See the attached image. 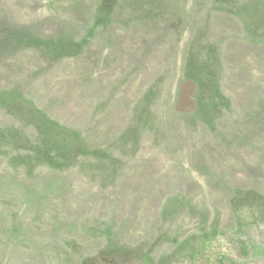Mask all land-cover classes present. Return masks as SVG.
<instances>
[{"label": "rangeland", "instance_id": "obj_1", "mask_svg": "<svg viewBox=\"0 0 264 264\" xmlns=\"http://www.w3.org/2000/svg\"><path fill=\"white\" fill-rule=\"evenodd\" d=\"M2 21L44 48L1 58L0 90L75 148L0 154V264L264 261V0H0ZM206 70L231 104L215 133L188 81Z\"/></svg>", "mask_w": 264, "mask_h": 264}, {"label": "trees", "instance_id": "obj_2", "mask_svg": "<svg viewBox=\"0 0 264 264\" xmlns=\"http://www.w3.org/2000/svg\"><path fill=\"white\" fill-rule=\"evenodd\" d=\"M42 42L23 27L6 21H2V24H0V59L15 55L27 48L39 51L40 47L44 48L41 45ZM44 45H46L45 42ZM59 48L62 51L65 50L61 45L58 46ZM49 59L51 60V58ZM193 77L187 79L190 82L193 80V83H195L192 96L194 116L210 132L215 133L216 126L225 116V113L230 110L231 105L220 90V75L216 71L206 70L202 71L200 78L195 77V75ZM0 110L20 121L24 128L31 125L38 126L41 133H37L35 140L31 141L24 137L22 129H12L10 127L8 129H0V154L4 153L9 156V154H15L14 152H23L25 150L28 155L27 159H35L36 163L47 167L56 166L55 161L60 157L53 146L54 143L63 154L72 155V150L75 147L72 150L69 147L68 140H72L70 132L65 131V128L61 125L57 126L54 124V127H51V125L47 124L45 126L44 123L51 124L50 122L52 121L44 122V113L42 114L22 92L0 90ZM26 117L29 118V122L24 121ZM30 122L31 124L25 127ZM242 195L243 193L240 194V196ZM245 196L247 199H253L249 193H245ZM112 253L118 254V252ZM113 259L118 261L119 257L115 256Z\"/></svg>", "mask_w": 264, "mask_h": 264}, {"label": "water", "instance_id": "obj_3", "mask_svg": "<svg viewBox=\"0 0 264 264\" xmlns=\"http://www.w3.org/2000/svg\"><path fill=\"white\" fill-rule=\"evenodd\" d=\"M261 264H264V262H262Z\"/></svg>", "mask_w": 264, "mask_h": 264}]
</instances>
